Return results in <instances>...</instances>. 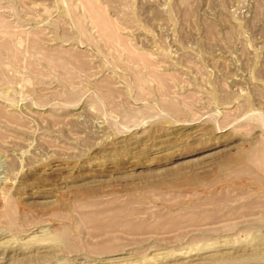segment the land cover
Segmentation results:
<instances>
[{"label":"rangeland","instance_id":"rangeland-1","mask_svg":"<svg viewBox=\"0 0 264 264\" xmlns=\"http://www.w3.org/2000/svg\"><path fill=\"white\" fill-rule=\"evenodd\" d=\"M0 264H264V0H0Z\"/></svg>","mask_w":264,"mask_h":264}]
</instances>
